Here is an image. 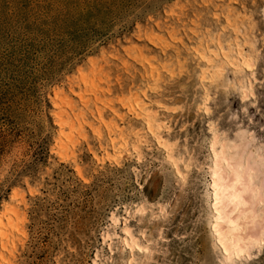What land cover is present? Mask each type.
I'll list each match as a JSON object with an SVG mask.
<instances>
[{
	"label": "rangeland",
	"instance_id": "rangeland-1",
	"mask_svg": "<svg viewBox=\"0 0 264 264\" xmlns=\"http://www.w3.org/2000/svg\"><path fill=\"white\" fill-rule=\"evenodd\" d=\"M167 25L180 41L146 56L174 74L152 76L122 47L147 45L139 32L168 39ZM217 35L241 45L251 70L223 65L201 79L205 64L190 47H213ZM93 59L110 68L113 97L152 87L140 97L163 124L164 147L119 104L113 145L104 128L102 140L88 130L89 141L60 147L51 99ZM245 88L254 97L243 101ZM213 133H242L245 163L259 165L255 149L264 161V0H0V212L14 204L25 216L13 264H264V244L228 259L211 231ZM260 223L246 232L258 235ZM126 229L144 250L125 246Z\"/></svg>",
	"mask_w": 264,
	"mask_h": 264
},
{
	"label": "bare ground",
	"instance_id": "bare-ground-1",
	"mask_svg": "<svg viewBox=\"0 0 264 264\" xmlns=\"http://www.w3.org/2000/svg\"><path fill=\"white\" fill-rule=\"evenodd\" d=\"M195 22L196 20H193L192 24ZM159 24L160 22L156 21L157 27L160 26ZM166 27L169 40L155 32H139L135 37L136 41H146L147 45H138L130 42V45L126 44L122 47L129 59L139 65L146 63L145 72L152 76L156 75L159 77L160 71L167 72L170 75L174 74V70L169 67L170 62L168 60L156 62L153 56H146V52H150L152 48L168 47L170 42L180 41L181 36L177 30L170 25ZM188 30L192 34L196 33V29L193 27L189 26ZM205 32L206 35L210 34L207 30ZM210 39L211 41L214 40L213 37H210ZM216 40V44L213 47L202 44L201 39L196 45H191L190 47L205 64L200 71L202 80H212L215 75L220 73L223 65L231 69L244 68L245 70H251L252 63H250L248 55L243 53L241 45L235 43L232 49L230 46L222 44L218 35ZM121 60L123 66L128 65L126 59ZM216 60L219 61L218 64L215 63ZM110 73V68H107L105 64L97 59H93L87 69L78 70V74L72 79L67 91L61 89L54 92L51 99L55 115L53 123L58 126L59 138L57 140L60 147L68 151L67 148L69 146L72 147L82 140L87 142L89 131L102 140L104 128L107 130L106 132L113 145L118 137V135L117 137L115 135L117 131H113L117 127L114 117H118L121 120L123 116V113L119 112L118 108L115 107L116 104H119L122 110L125 109V112L136 119H141L146 125L147 131L154 136L157 145L164 147L165 141L158 134V130L163 127V124L156 125L154 123V114L150 110L144 109V102L140 97L141 94L145 98L146 90H151L152 87L147 84L146 88L140 91L141 93L135 92L130 97H113L114 87L112 86L113 82ZM253 77L255 76L253 75ZM101 91L107 93V95H98V92ZM248 96L253 95H250L246 88L242 89L241 99L243 101L247 100ZM77 102H80V105ZM90 105H93V109ZM157 105L164 111L174 112L173 108L163 103H158ZM106 110H109L111 115L107 114ZM207 111L208 107L205 106L204 112L207 113ZM88 113L92 118L89 117ZM93 113L95 115H92ZM218 136L217 134L213 135L211 145L213 153L211 174L214 219L210 227L221 252L226 255V258L230 259L232 256L241 255L252 247L264 244V235L261 236L264 234V208L262 207V210L260 208L262 205L258 206L264 202V179L259 178L260 174L264 175V161L262 155L259 154L260 152L255 149L253 151L254 161H257V165L259 164L261 167H258L259 165L255 166L254 162H250L251 160L245 163L244 157L242 158L243 153L241 154L239 151V147L243 144L237 141L239 136H242V133H238L235 137L233 136L235 139L224 138L221 134V137ZM105 155L107 158L113 157L110 152H105ZM226 161L227 163H225ZM75 169L77 174L82 176L80 169L78 167ZM175 171L178 175H181L177 165H175ZM13 193L15 197L18 196L17 191ZM240 208H242L241 214L238 212ZM256 218L257 221L261 222V233H259L260 235L258 234L259 236L246 232V227L256 221ZM24 220L25 216L21 214L19 208L14 204H7L5 209L0 212V264H13L11 260L12 254L16 248L17 241L20 240V235H24ZM124 233V242L128 249L144 250V246L138 242L131 230L126 229ZM93 264H97V262L94 261ZM129 264H132V261Z\"/></svg>",
	"mask_w": 264,
	"mask_h": 264
},
{
	"label": "snow or ice",
	"instance_id": "snow-or-ice-1",
	"mask_svg": "<svg viewBox=\"0 0 264 264\" xmlns=\"http://www.w3.org/2000/svg\"><path fill=\"white\" fill-rule=\"evenodd\" d=\"M225 163H227V161ZM237 182H239V181H237Z\"/></svg>",
	"mask_w": 264,
	"mask_h": 264
}]
</instances>
